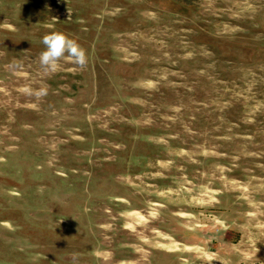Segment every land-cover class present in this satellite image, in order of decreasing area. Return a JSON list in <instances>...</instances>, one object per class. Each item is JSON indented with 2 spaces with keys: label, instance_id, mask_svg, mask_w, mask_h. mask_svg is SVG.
Instances as JSON below:
<instances>
[{
  "label": "rangeland",
  "instance_id": "obj_1",
  "mask_svg": "<svg viewBox=\"0 0 264 264\" xmlns=\"http://www.w3.org/2000/svg\"><path fill=\"white\" fill-rule=\"evenodd\" d=\"M208 260L264 264V0H0V264Z\"/></svg>",
  "mask_w": 264,
  "mask_h": 264
},
{
  "label": "clouds",
  "instance_id": "obj_2",
  "mask_svg": "<svg viewBox=\"0 0 264 264\" xmlns=\"http://www.w3.org/2000/svg\"><path fill=\"white\" fill-rule=\"evenodd\" d=\"M48 27H52L49 25ZM41 43L45 46L39 57L38 63L46 73H55L61 67V61L67 60L78 68L86 67L88 56L86 50L74 39L68 37L63 32L51 31L45 34ZM22 92L32 95L33 91L30 88L21 89ZM37 98H42L47 95L46 88H41L35 92ZM258 251V249H257ZM213 254L209 253V256ZM212 260H208L207 264H211Z\"/></svg>",
  "mask_w": 264,
  "mask_h": 264
}]
</instances>
